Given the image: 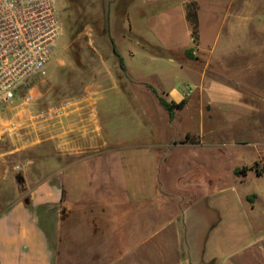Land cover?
Returning <instances> with one entry per match:
<instances>
[{"label":"crops","instance_id":"crops-1","mask_svg":"<svg viewBox=\"0 0 264 264\" xmlns=\"http://www.w3.org/2000/svg\"><path fill=\"white\" fill-rule=\"evenodd\" d=\"M120 2L127 9L122 27L127 37L122 36V47L129 57L137 56L127 50L129 42L140 47L145 42L174 51L180 58L171 56L169 61L190 69L192 63L185 55L195 48L208 57L230 56L231 72L253 73L260 46L256 40L262 39L264 71V0ZM193 15L198 23L196 38L192 34ZM244 57L246 65L242 64ZM132 58L125 66L134 75L138 71ZM132 82L150 90L144 76H136ZM236 84L247 88L250 102L258 97L253 80ZM184 85L156 90L167 100L180 102ZM92 87L95 89L82 101L45 123L48 129L41 138L44 142L53 140L55 154L41 160L36 167L38 175H31L34 168L30 166L23 168L24 183L33 186L13 192L0 212V264H264V188L248 193H241L238 186L235 193L220 191L213 197L218 198L217 204L212 206V196L201 191V183L189 179L184 182L187 210L165 220H160L157 208L149 215L142 202L150 201L152 207L158 194L129 195L126 180L116 172L125 167V158L120 154L124 147L120 144L121 130H111L110 123L117 115L111 105L123 101L125 94L114 79L109 85L95 83ZM146 93L139 97L140 111L162 110L158 97L152 91ZM236 93L232 96L237 100L244 95ZM260 97L264 101V93ZM148 130L135 136L146 144L139 147L157 150L158 146L149 143H153L154 131L158 137V131L154 125ZM40 148L48 151L45 145ZM258 162V168L248 167L241 174L236 170H243L242 165L232 167L234 180L246 183L250 175L264 179V155ZM131 202L134 207L128 209ZM215 227L243 232L244 237L240 241L227 237L226 246L214 248L210 238Z\"/></svg>","mask_w":264,"mask_h":264},{"label":"rangeland","instance_id":"rangeland-1","mask_svg":"<svg viewBox=\"0 0 264 264\" xmlns=\"http://www.w3.org/2000/svg\"><path fill=\"white\" fill-rule=\"evenodd\" d=\"M109 7L111 37L124 64H128L132 57L124 54L122 47V36L127 37L122 30L127 10L124 3L60 0L62 29L44 73L23 86L13 101L0 104V212L10 202L13 192L28 191L33 186L24 183L23 168L30 166L34 168L31 175H38L36 167L41 160L55 154L53 140L42 141L41 134L48 127H44L46 122L40 115L60 102L87 95L95 89L92 87L95 83L109 85L112 79L118 81L126 95L123 94L124 100L119 104L111 105L117 114L110 123L111 130H121L120 144L124 147L120 154L125 158V167L116 172L120 171L121 178L126 180L129 195L158 194V201L152 207L150 201L142 202L149 215H154L157 208L160 220H165L187 210L184 182L189 179L201 183V191L212 196L209 202L212 206L217 204L218 198L213 197L220 191L235 193L236 186L241 193L264 188V179L258 180L255 175H250L246 183H237L231 170L239 165H242L240 169L258 168V161L264 155V101L260 97L264 93L262 39L256 40L260 46L254 56V72L244 70L237 74L231 72L230 56L208 57L190 48L193 58L185 55L192 63L190 70L177 61H169L168 49L142 48L129 42L127 50L136 53L132 59L138 71L131 75L120 66L118 56L112 51L107 22ZM156 54L165 56L155 57L159 56ZM247 63L244 57L242 64ZM136 76L147 78L158 91L185 84L192 92L184 96L185 104L175 110L173 118L161 106L162 110L153 113L142 112L139 97L144 98L146 91L152 90L132 82ZM242 80L255 82L259 94L253 97L254 102H250L252 97L248 96L247 88L236 87ZM237 90L244 93L238 100L232 96L239 94ZM153 125L158 137L153 130V143L150 140L149 144L158 146L157 150L140 148L146 144L135 136L142 131L149 133ZM43 145L47 152L40 148ZM133 207V202L128 204V209ZM202 210L206 211L203 206ZM210 216L215 220V216ZM227 237L240 241L244 234L215 227L211 230L210 245L222 248Z\"/></svg>","mask_w":264,"mask_h":264},{"label":"built area","instance_id":"built-area-1","mask_svg":"<svg viewBox=\"0 0 264 264\" xmlns=\"http://www.w3.org/2000/svg\"><path fill=\"white\" fill-rule=\"evenodd\" d=\"M60 0H0V104L13 101L22 87L44 73L61 33ZM184 96L192 88L184 86ZM71 98L40 115L54 121L67 107L82 101Z\"/></svg>","mask_w":264,"mask_h":264},{"label":"trees","instance_id":"trees-1","mask_svg":"<svg viewBox=\"0 0 264 264\" xmlns=\"http://www.w3.org/2000/svg\"><path fill=\"white\" fill-rule=\"evenodd\" d=\"M60 17V16H59ZM190 18H192V21H193V30H192V34L194 36V38H196V35H197V28H198V23H197V18H196V15H193V16H190ZM142 47L146 46V47H153L155 49H159L160 47H155V46H152V45H149L145 42L141 43ZM116 47V46H115ZM163 49V48H161ZM117 51V50H116ZM117 53L119 54V52L117 51ZM173 51L172 50H169V56H173ZM120 55V54H119ZM156 55H159V56H165V55H161V54H156ZM168 56V55H166ZM187 56L188 58H193V55H192V50L190 49L187 53ZM121 57V56H120ZM121 67L123 69H126L125 67V64L123 62V59H121ZM147 86L153 91V93L158 97L159 99V102L160 104L163 106L164 109H166V111L169 113L170 117L173 118L174 116V112L176 109H181L183 108L184 104H185V100H182L180 102H175V101H169L167 100L165 97H163L162 95H160L158 93V91L150 84L147 83ZM246 169H243V170H236L237 173H243Z\"/></svg>","mask_w":264,"mask_h":264},{"label":"water","instance_id":"water-1","mask_svg":"<svg viewBox=\"0 0 264 264\" xmlns=\"http://www.w3.org/2000/svg\"><path fill=\"white\" fill-rule=\"evenodd\" d=\"M107 22H108V34H109V37H110V41H111V44H112V51H113V53L115 54V55H117L118 56V58H119V63H120V65H121V57H120V55L117 53V51H116V47H115V44H114V41H113V39H112V37H111V33H110V7H109V9H108V14H107Z\"/></svg>","mask_w":264,"mask_h":264}]
</instances>
